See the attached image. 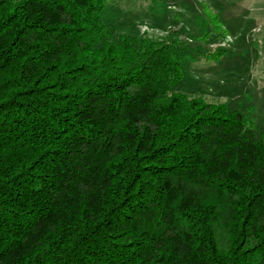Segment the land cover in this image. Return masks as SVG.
<instances>
[{
	"label": "trees",
	"instance_id": "trees-1",
	"mask_svg": "<svg viewBox=\"0 0 264 264\" xmlns=\"http://www.w3.org/2000/svg\"><path fill=\"white\" fill-rule=\"evenodd\" d=\"M105 2L0 0V264H264V134Z\"/></svg>",
	"mask_w": 264,
	"mask_h": 264
},
{
	"label": "rangeland",
	"instance_id": "rangeland-1",
	"mask_svg": "<svg viewBox=\"0 0 264 264\" xmlns=\"http://www.w3.org/2000/svg\"><path fill=\"white\" fill-rule=\"evenodd\" d=\"M111 38L175 43L183 79L174 91L226 104L264 134V0H106Z\"/></svg>",
	"mask_w": 264,
	"mask_h": 264
}]
</instances>
